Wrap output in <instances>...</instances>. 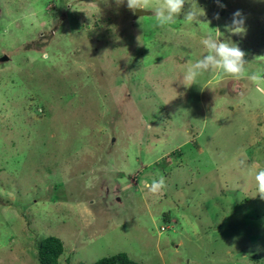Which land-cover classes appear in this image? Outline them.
<instances>
[{"label": "rangeland", "instance_id": "obj_1", "mask_svg": "<svg viewBox=\"0 0 264 264\" xmlns=\"http://www.w3.org/2000/svg\"><path fill=\"white\" fill-rule=\"evenodd\" d=\"M189 2L201 24L186 3L159 27L127 0H0V264H39L51 236L58 264H264V93L180 83L209 33L264 75V0ZM237 10L243 35L224 28Z\"/></svg>", "mask_w": 264, "mask_h": 264}, {"label": "clouds", "instance_id": "obj_2", "mask_svg": "<svg viewBox=\"0 0 264 264\" xmlns=\"http://www.w3.org/2000/svg\"><path fill=\"white\" fill-rule=\"evenodd\" d=\"M122 2L123 0H116L117 4ZM186 3L190 4V8L184 12V21L187 24H201L199 17L205 15L204 10L199 8L196 2L193 4L189 0H127V7L134 13L136 10L151 9L157 26L163 27L176 22V18L184 11ZM216 3L219 7H224L220 0H216ZM215 18L219 19L218 13ZM244 23L242 13L237 10L233 13L231 23L224 25V28L234 35H243L246 32ZM219 38V35L214 37L210 33L203 36L200 43L206 49V54L187 68L180 83L185 87H190L202 73L216 72L218 79L224 76L236 81L247 79L256 85L258 92L264 93V75L260 72L249 75L246 68L248 64L245 60L246 53L230 40L221 41ZM246 162L242 159L239 164L244 167L247 166ZM254 180L257 194L264 200V167L257 168ZM145 187L149 192L157 194L166 188L165 178L161 175L159 179H153L150 184L146 182Z\"/></svg>", "mask_w": 264, "mask_h": 264}, {"label": "trees", "instance_id": "obj_3", "mask_svg": "<svg viewBox=\"0 0 264 264\" xmlns=\"http://www.w3.org/2000/svg\"><path fill=\"white\" fill-rule=\"evenodd\" d=\"M39 264H58L64 251V245L61 239L56 237H47L38 245ZM93 264H143L133 261L127 253H118L111 257L103 258Z\"/></svg>", "mask_w": 264, "mask_h": 264}, {"label": "water", "instance_id": "obj_4", "mask_svg": "<svg viewBox=\"0 0 264 264\" xmlns=\"http://www.w3.org/2000/svg\"><path fill=\"white\" fill-rule=\"evenodd\" d=\"M150 14H151V12L147 11V10H136L134 17L138 18V17H142V16H148ZM4 59L7 60L8 58L5 57Z\"/></svg>", "mask_w": 264, "mask_h": 264}, {"label": "bare ground", "instance_id": "obj_5", "mask_svg": "<svg viewBox=\"0 0 264 264\" xmlns=\"http://www.w3.org/2000/svg\"><path fill=\"white\" fill-rule=\"evenodd\" d=\"M248 85V84H247ZM251 85V84H250Z\"/></svg>", "mask_w": 264, "mask_h": 264}]
</instances>
